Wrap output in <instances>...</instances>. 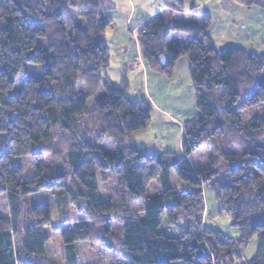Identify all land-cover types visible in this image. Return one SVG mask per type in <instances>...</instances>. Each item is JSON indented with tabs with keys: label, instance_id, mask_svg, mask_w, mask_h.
Returning <instances> with one entry per match:
<instances>
[{
	"label": "trees",
	"instance_id": "1",
	"mask_svg": "<svg viewBox=\"0 0 264 264\" xmlns=\"http://www.w3.org/2000/svg\"><path fill=\"white\" fill-rule=\"evenodd\" d=\"M166 1L168 15L155 12L138 32L140 54L164 77L187 58L196 115L183 123L181 153L147 155L123 140L146 129L151 105L131 100L124 81L116 85L102 74L109 64V7L102 0H0V200L5 193L8 208L7 216L0 214V264H50L43 258L50 206L21 210L29 195L44 189H64L78 211L98 219L100 243L104 234L112 236L114 220L121 222L116 245L104 244L114 253L113 264H234L252 236L256 251L240 264H264V110L258 111L264 103V52L218 49L208 34V16L200 24L184 19L186 3L196 0ZM242 4L264 9V0ZM38 38L45 48L36 46ZM27 64L42 65V74L27 76ZM20 71L24 79L15 92ZM246 109L256 111L248 122L240 117ZM82 116L96 124V143L88 140ZM56 132L60 140L54 141ZM104 138L112 150L101 147ZM226 138L220 152L229 165L225 177L219 179L213 162L205 176L206 168L196 169L191 155ZM25 155L32 169L27 181L12 162ZM98 177L105 191L104 182L113 180L115 195H100ZM156 179L159 185L148 194ZM204 182L223 200L239 237L202 224ZM133 204L141 205L140 213ZM161 216L177 236L161 230ZM90 222L60 232L65 264H78L76 242L96 239Z\"/></svg>",
	"mask_w": 264,
	"mask_h": 264
},
{
	"label": "rangeland",
	"instance_id": "2",
	"mask_svg": "<svg viewBox=\"0 0 264 264\" xmlns=\"http://www.w3.org/2000/svg\"><path fill=\"white\" fill-rule=\"evenodd\" d=\"M192 2L193 1L186 3L184 7V11H183V16H184V19L188 22H192V21L197 22L198 17H195L193 19V17H191L190 15L186 16V12L187 11L189 12L190 10H192L190 9V4H192ZM102 4L105 7H109L108 16L111 19V26L109 23L104 32V40L107 45L108 56H109L108 58L109 65H108V68H106L107 74H110L109 75L110 78H119L116 81H114L116 85L120 84L122 81H124L127 84L126 79L128 78L130 80V86L128 90L129 98L131 100H140L143 95L141 94L142 90L140 88L138 77L136 76V74H134L131 77L132 68L129 67V63L127 66L125 65L124 63L125 57H122V55H120L119 50L124 49V46L128 44L127 43L128 37L131 41H133V36H134L137 41V35H138V32L141 30L142 26L139 29L132 30L133 36H131L127 32L126 13L124 11L127 12L128 7L126 5L125 0H102ZM150 6H151L150 3L146 5V10H148ZM170 9L171 7H170V4L168 3V7L164 8L161 11H163L165 14L168 15ZM74 12L78 13L79 11H74ZM66 25L68 27L67 29L71 31V26L67 23ZM210 25H211V21H210ZM123 37L125 38L123 39ZM36 46L41 49L45 48L46 45H45L44 39L38 38L36 40ZM138 59L139 61H142L145 63V61L143 60L140 54V50H139ZM124 65L126 66V68ZM105 70H102V74L104 75V77L108 78ZM26 71H27V76L38 77L43 72V66L27 64ZM114 72H120V73L118 74ZM23 79H24V74L22 71H20V73L18 74V77L16 78L15 85H14L15 92H18L21 89ZM263 110H264V103H261L258 106V111L262 112ZM255 115H256V111L254 109H246L245 112L242 111V113H240V117L243 118V121H247V122L251 120V118ZM80 119L83 120L85 127L88 128L87 129L88 140L92 143H96L95 138L98 133L97 130H94V127L96 124L94 123L95 124L94 125L92 123L93 120L89 118L88 116H82ZM144 130L145 129L141 131H144ZM174 132L178 134L179 128L176 127ZM132 134H129L124 138L123 145L130 147L127 144V142H128L129 137ZM59 135L60 134L56 132L54 141H57L58 139L60 140ZM173 135H174L173 132L171 131L168 132V136L170 139L172 138ZM180 138L181 137L179 136V140ZM227 139L228 138H226L225 140H222L221 142L216 143L215 144L216 146L208 142L207 144H204V146H202L197 152L193 153L190 158L192 159V163L194 167L196 169L206 168L205 176H207L208 174H211L210 172H208L207 169H210L209 164L213 162L212 163L213 167L216 168L219 179L223 180L229 165L222 161V159L220 158V155H221L220 152L226 149V145L229 142V140ZM263 142H264V138H263ZM112 145L113 144L109 139L104 138L101 147L106 151H110L113 149ZM231 146H235V145L232 144ZM175 147H176V138L173 136L170 142V148L173 149ZM58 149H60V146H58ZM176 153H179V152H176ZM147 155H154V154H147ZM12 162L13 164H17L21 166L22 177L24 181L31 179L32 169L30 165L29 155L15 157L13 158ZM97 185H98L99 193L104 199H106L105 198L106 191L112 194V196L115 195L114 182L112 179H108L104 182L106 191L104 190V188H102V184L100 182L99 177L97 178ZM158 185H159V180L158 179L153 180L148 188V194L154 193ZM201 188H202V195H203L202 224L206 227L217 229L229 237H233V238L239 237L242 231H240V229L237 228L232 223L231 213L227 210V208H225V204L223 203V200L217 198L214 195L209 185V182H204ZM248 198L249 196L246 195L245 199H248ZM43 204L50 206V215H51V224L49 226H46L43 229V232L48 236V242L46 243L45 248H44L43 258L48 263L65 264L64 245L62 242V238L60 237L61 231L72 229L73 227H76L79 224L91 221L90 227L92 228V231L94 232L96 236V239H92L90 241L76 242L75 248H76L78 264H113L111 257L114 256V253L113 251L112 253L111 251H108V249L105 248L104 244L109 243L110 245H116L117 240H119L120 236H122L121 222L119 221L117 222L114 220L113 226L110 229V234H112V236L109 237L110 235L108 236V234L107 235L104 234L103 237H105V240L104 242L100 243L97 241L98 232L99 234H101L100 221H98V219L95 220L93 218H86L83 211H78L77 208H75V206L72 205L71 201L69 200V196L65 192L64 189H57L53 191L44 189L34 194H31L23 202V207L21 210L26 211L31 205L39 206ZM79 204L80 206H82V202H80ZM140 206H141L140 204H133L132 210L140 213L141 212ZM0 214L3 217L8 215L7 203L5 202V193L1 196V200H0ZM22 215H25V214L21 213V217ZM53 225L58 226V230L54 229L52 227ZM161 230L168 236H172V237L177 236L176 229H174L173 227H169L166 224V220L163 216H161ZM256 248H257V238L256 236H252L249 242L246 244V246L238 250L240 254V259L234 264H240L244 260L251 258L254 255Z\"/></svg>",
	"mask_w": 264,
	"mask_h": 264
},
{
	"label": "crops",
	"instance_id": "3",
	"mask_svg": "<svg viewBox=\"0 0 264 264\" xmlns=\"http://www.w3.org/2000/svg\"><path fill=\"white\" fill-rule=\"evenodd\" d=\"M125 2L128 7V11H124L126 28L131 36H133L132 30L139 29L152 14L168 7L165 0H125ZM149 3L151 6L146 10V5ZM188 15L193 19L198 17L197 22L192 21L197 24L204 16L210 18L208 34L218 49L231 47L252 54L264 52V9L258 6L245 7L242 0H196L194 8L186 12V16ZM127 40L128 44L124 49L119 50V53L125 57V65L129 63V67L132 68L131 77L134 74L138 77L143 95L140 100H146L152 106L148 126L144 131L132 134L127 144L143 154H158L164 151L180 153L179 136H182L183 123L196 115L195 95L188 75V60L186 57H181L172 75L164 77L150 69L146 63L139 61V46L136 38L133 36L131 41L128 37ZM105 72L110 78L107 69ZM110 79L114 82L119 78ZM126 81L129 90L130 80L127 78ZM176 127L179 128L178 134L174 132ZM170 131L176 138V147L173 149L170 148L173 138L172 136L170 139L168 136Z\"/></svg>",
	"mask_w": 264,
	"mask_h": 264
}]
</instances>
